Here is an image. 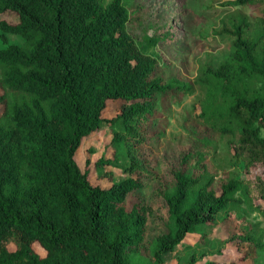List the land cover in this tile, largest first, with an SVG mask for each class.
Instances as JSON below:
<instances>
[{
	"label": "trees",
	"instance_id": "1",
	"mask_svg": "<svg viewBox=\"0 0 264 264\" xmlns=\"http://www.w3.org/2000/svg\"><path fill=\"white\" fill-rule=\"evenodd\" d=\"M127 4L0 0V15H16L13 23L1 19L0 29L23 39L7 44L1 37L7 45L0 48V264H164L178 247V264L209 255L235 256L201 264H255L259 253L264 257V227L246 216L264 218V9L251 19L224 8L211 27L212 35L229 39L224 60L201 63L193 81H165L155 48L179 20L173 14L166 29L137 39L129 26L139 22L140 7ZM227 5L260 8L264 0ZM197 90L196 116L230 138L223 160L234 171L217 182L202 149L182 155L156 188L166 216L161 232L147 240V209L137 193L150 178L133 175L142 162L102 156L100 176L112 178L107 168L118 167L126 177L93 185L76 154L103 127L112 129L119 154L129 133L153 134L160 106ZM109 101L118 112L106 117ZM219 221L225 237L211 242ZM189 234L199 235L195 245L183 243Z\"/></svg>",
	"mask_w": 264,
	"mask_h": 264
},
{
	"label": "rangeland",
	"instance_id": "2",
	"mask_svg": "<svg viewBox=\"0 0 264 264\" xmlns=\"http://www.w3.org/2000/svg\"><path fill=\"white\" fill-rule=\"evenodd\" d=\"M233 0H127V6L140 7L139 22L136 26H129L131 34L137 39L143 35H152L155 27L158 30L166 29L164 22L171 18L173 14L179 20V24L173 29V33L168 31L165 39L158 42L155 48L158 57V74L165 81L180 80L193 81L198 73L201 63L209 62L212 66L222 62L229 53L230 42L227 38H221L211 34V27L218 23V17L223 13L224 8L239 10L248 15L251 19L261 16V9L252 6L234 5L227 7L223 3ZM210 5H214L210 8ZM137 15V14H136ZM178 15V17H177ZM13 23L16 15L7 12L0 15V20ZM163 27V28H162ZM173 34V36L171 35ZM4 35L8 43L21 44L23 39L17 34L3 33L0 29V48L7 45L1 38ZM199 99V91L182 97L180 103H171L168 106H160L159 113L161 120L154 123L153 134L144 135L142 132L134 138L129 133L120 147L119 154L111 144L113 139L112 129L103 127L100 131L85 137L77 154L76 161L81 169L86 167L89 170V179L93 185L108 186L112 182H119L126 177L121 168H107L112 173V178L99 175V169L102 167L96 162L103 156L107 159L114 155L119 158L121 164L128 165L131 156H135L142 162V167L137 169L133 175H141L143 178H150L146 186L139 194L147 209L146 239H151L162 230L161 221L166 216V204L164 200L156 193V188L162 180H168L171 170L175 167L182 155L187 152H195L202 149L206 154V163L209 168L217 174L216 181L223 179L233 168L226 167L224 155L226 152V143L230 139L222 137L219 133L209 129L197 118V108L193 107ZM117 103L109 101L104 111L106 117H111L118 112ZM2 106H0V114ZM148 131H152L151 128ZM123 132H127L124 131ZM209 138L212 144L204 141ZM215 157V158H214ZM217 159V160H216ZM87 160L89 162L87 163ZM223 166H225L223 168ZM259 173L256 170L251 175ZM241 176H246L242 173ZM249 223L260 222V227H264V218L257 212L246 216ZM209 241L213 242L219 238L225 237V227L219 221L212 229ZM199 240V235L189 234L183 240V243L195 245ZM34 249L41 255L44 251L35 244ZM13 248V245H10ZM201 249H206L201 247ZM183 247H178L176 251L168 255L164 264H178ZM181 253V254H180ZM235 256V255H234ZM232 255L213 256L209 255L203 258L197 264L203 263L206 259L224 261L234 258ZM264 263L262 254L255 258V264Z\"/></svg>",
	"mask_w": 264,
	"mask_h": 264
}]
</instances>
